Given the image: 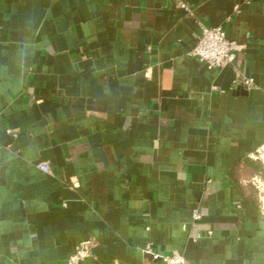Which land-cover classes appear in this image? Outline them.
I'll use <instances>...</instances> for the list:
<instances>
[{"label": "crops", "instance_id": "obj_1", "mask_svg": "<svg viewBox=\"0 0 264 264\" xmlns=\"http://www.w3.org/2000/svg\"><path fill=\"white\" fill-rule=\"evenodd\" d=\"M0 112V264H264V0H0Z\"/></svg>", "mask_w": 264, "mask_h": 264}, {"label": "built area", "instance_id": "obj_2", "mask_svg": "<svg viewBox=\"0 0 264 264\" xmlns=\"http://www.w3.org/2000/svg\"><path fill=\"white\" fill-rule=\"evenodd\" d=\"M181 7L185 10H189L186 4H182ZM240 11V7H236V12ZM201 25V34L199 40L191 51L190 56L203 63H206L210 68L221 69L233 65L242 51V45L229 39L225 30L222 27H208L204 24ZM238 81L244 83L247 86H252L254 84L253 78L239 77ZM2 118V112H0V121ZM14 137L17 136L16 133L9 132ZM39 169L42 172L50 173V166L46 162L39 164ZM73 187L79 186V182L74 181L72 183ZM202 219L200 212L195 211L193 215V224L196 225ZM199 237V236H198ZM93 242L87 240L79 244L73 254L68 258V264H81L84 260L91 256L93 250ZM146 253L152 255L155 260H160L165 264H194L190 262L181 252L174 251L170 255H159L154 254L148 246L146 248Z\"/></svg>", "mask_w": 264, "mask_h": 264}, {"label": "rangeland", "instance_id": "obj_3", "mask_svg": "<svg viewBox=\"0 0 264 264\" xmlns=\"http://www.w3.org/2000/svg\"><path fill=\"white\" fill-rule=\"evenodd\" d=\"M257 160L261 162V164H263L264 166V148L262 150V153L259 156H257ZM253 179H255L254 182L258 187V191L261 197V208L264 214V171L261 173L254 174Z\"/></svg>", "mask_w": 264, "mask_h": 264}, {"label": "trees", "instance_id": "obj_4", "mask_svg": "<svg viewBox=\"0 0 264 264\" xmlns=\"http://www.w3.org/2000/svg\"><path fill=\"white\" fill-rule=\"evenodd\" d=\"M251 170L252 174L261 173L264 171V166L257 160L256 162H252Z\"/></svg>", "mask_w": 264, "mask_h": 264}, {"label": "water", "instance_id": "obj_5", "mask_svg": "<svg viewBox=\"0 0 264 264\" xmlns=\"http://www.w3.org/2000/svg\"><path fill=\"white\" fill-rule=\"evenodd\" d=\"M259 153L261 154L262 153V150H260Z\"/></svg>", "mask_w": 264, "mask_h": 264}, {"label": "bare ground", "instance_id": "obj_6", "mask_svg": "<svg viewBox=\"0 0 264 264\" xmlns=\"http://www.w3.org/2000/svg\"><path fill=\"white\" fill-rule=\"evenodd\" d=\"M263 158V157H262Z\"/></svg>", "mask_w": 264, "mask_h": 264}]
</instances>
